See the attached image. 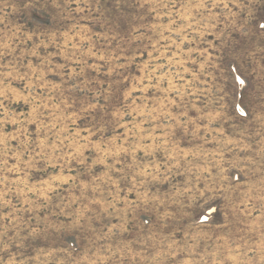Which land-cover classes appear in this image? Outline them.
<instances>
[{
    "label": "rangeland",
    "instance_id": "374dc122",
    "mask_svg": "<svg viewBox=\"0 0 264 264\" xmlns=\"http://www.w3.org/2000/svg\"><path fill=\"white\" fill-rule=\"evenodd\" d=\"M261 24L264 0H0V264H264Z\"/></svg>",
    "mask_w": 264,
    "mask_h": 264
},
{
    "label": "snow or ice",
    "instance_id": "6c2138e0",
    "mask_svg": "<svg viewBox=\"0 0 264 264\" xmlns=\"http://www.w3.org/2000/svg\"><path fill=\"white\" fill-rule=\"evenodd\" d=\"M260 27L264 28V24H261ZM237 79L239 78L237 77ZM240 83L243 84L244 81L241 80ZM79 163L81 165V171L85 174V178H87V171L89 169L90 161L88 159H80ZM114 174H117V173H114ZM118 178L126 179V177H118ZM137 180L139 181V176H137Z\"/></svg>",
    "mask_w": 264,
    "mask_h": 264
}]
</instances>
